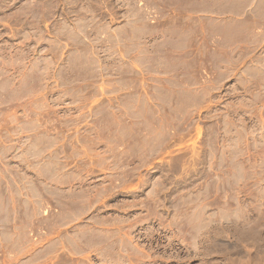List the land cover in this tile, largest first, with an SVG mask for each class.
I'll list each match as a JSON object with an SVG mask.
<instances>
[{
	"label": "rangeland",
	"instance_id": "1",
	"mask_svg": "<svg viewBox=\"0 0 264 264\" xmlns=\"http://www.w3.org/2000/svg\"><path fill=\"white\" fill-rule=\"evenodd\" d=\"M0 264H264V0H0Z\"/></svg>",
	"mask_w": 264,
	"mask_h": 264
}]
</instances>
